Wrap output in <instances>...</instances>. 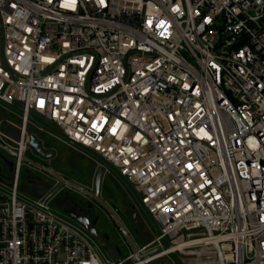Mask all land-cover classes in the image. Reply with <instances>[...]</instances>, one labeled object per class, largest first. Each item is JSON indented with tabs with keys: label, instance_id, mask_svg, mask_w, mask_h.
Here are the masks:
<instances>
[{
	"label": "built area",
	"instance_id": "built-area-1",
	"mask_svg": "<svg viewBox=\"0 0 264 264\" xmlns=\"http://www.w3.org/2000/svg\"><path fill=\"white\" fill-rule=\"evenodd\" d=\"M0 101L22 109L0 264H264V0H0ZM30 114L134 186L161 231L142 261L104 256L55 187L20 197Z\"/></svg>",
	"mask_w": 264,
	"mask_h": 264
},
{
	"label": "rangeland",
	"instance_id": "rangeland-1",
	"mask_svg": "<svg viewBox=\"0 0 264 264\" xmlns=\"http://www.w3.org/2000/svg\"><path fill=\"white\" fill-rule=\"evenodd\" d=\"M21 117L20 105H9L0 101V120L6 118V121L20 125ZM6 121L1 124L2 129L11 136L17 137L18 130ZM41 128L43 130H40ZM27 132L35 135L44 149L50 152V157H45L35 147L30 146L27 150L29 158L47 165L63 177L90 191H96L100 170L102 167L105 168L101 174L99 194L118 215L138 247L146 245L160 234L159 223L146 212L141 204L139 193L128 179L120 175L114 166L87 148L69 144L56 128L36 114H30ZM14 165L15 157L0 149V181L7 186L12 184ZM53 187L56 190L60 187V183L56 179L26 163L22 164L18 183L20 197L38 198L39 195L48 192ZM74 198L85 200L93 205L95 211L91 215L92 222L88 228L91 229L93 226L101 235L109 234L112 237V242L121 247L120 257L124 259L129 254V250L122 240L119 230L114 227L100 206L90 202L80 193L65 187L55 197L52 208L72 222L77 223L79 221L72 216L71 206H81L74 202ZM162 243L165 248L171 245L166 239L162 240ZM152 252H154L153 248L148 250L146 254ZM189 252L191 250H186L184 253L174 252L148 264H197L198 260L207 261V255L198 258L195 254H188ZM207 253L211 254L210 251Z\"/></svg>",
	"mask_w": 264,
	"mask_h": 264
},
{
	"label": "water",
	"instance_id": "water-1",
	"mask_svg": "<svg viewBox=\"0 0 264 264\" xmlns=\"http://www.w3.org/2000/svg\"><path fill=\"white\" fill-rule=\"evenodd\" d=\"M31 146L35 147L37 149V151L42 154L45 157H50V152L46 151V149H44V147L42 146V144L36 139L35 135H32V142H31ZM0 149L6 151L7 153L11 154L12 156L16 157L17 154L12 151L11 149H9L8 147H6L5 145H3L0 142ZM23 162L28 164L30 167L38 169L48 175H50L51 177H53L54 179H56L59 183H60V187L65 186L70 188L71 190L80 193L81 195H83L84 197H87L88 199L93 200L95 203H97L100 207H102L104 209V211L106 212V214L108 215V217H110V219L113 221L114 225L116 226V228L119 230V232L122 235V240L125 242L126 247L128 248L130 254L128 255V257L130 255H132V258L135 262H140L143 260V256L139 253V248L138 246L135 244V242L133 241L132 237L130 236L128 230L126 229V227L124 226V224L122 223V221L120 220V218L118 217V215L113 211V209L107 204V202L101 198L100 194H99V184H100V179H101V174L104 172L105 168L102 167L97 179V187H96V191H90L89 189L81 186L80 184L67 179L65 177H63L61 174L57 173L56 171H54L53 169H51L50 167H48L45 164L39 163L27 156L22 158ZM58 187V188H60ZM58 190V189H57ZM80 223H82L83 225L87 226L88 223L87 222H82V220H80ZM90 231L93 233L94 237L100 241V244L102 245V247H104L108 253V255L115 261L119 262L122 260L127 259L128 257H125L124 259H122L120 257V255H118V252H121V247H118L117 249H114L113 247H109L108 248V243H106V241H104V239L97 233V231L94 228H91Z\"/></svg>",
	"mask_w": 264,
	"mask_h": 264
},
{
	"label": "flooded vegetation",
	"instance_id": "flooded-vegetation-1",
	"mask_svg": "<svg viewBox=\"0 0 264 264\" xmlns=\"http://www.w3.org/2000/svg\"><path fill=\"white\" fill-rule=\"evenodd\" d=\"M63 188H65V186H62L58 189V192L60 193ZM84 197V196H83ZM84 198H87V197H84ZM88 199V198H87ZM90 202L96 204L97 206H99L97 203H95L93 200L91 199H88ZM74 202L78 203L81 207H78V206H71V210H72V216H74L80 223V220H82V222H87L88 225L92 222V213L95 211L94 210V207L93 205H91L90 203H88L87 201L85 200H81V199H77V198H74ZM102 208V207H101ZM103 209V208H102ZM110 219V217H109ZM111 223L114 225L113 221L110 219ZM82 224V223H81ZM88 225L86 226L88 228ZM114 227H116L114 225ZM91 228H94L93 226ZM89 231H90V228H88ZM91 232V231H90ZM98 233V232H97ZM120 233V232H119ZM91 234L93 235V233L91 232ZM103 239L104 241H106V243H108V248L110 247H113L114 249H117L119 246L117 244H115V242L113 243L112 242V237L107 234V235H101L100 233H98ZM121 234V233H120ZM94 236V235H93ZM122 237V235H121ZM98 241V240H97ZM99 245L101 246V248L103 249V251L107 253L106 249L104 247H102V245L100 244V241H98ZM130 254V252H129ZM128 254V255H129ZM118 255H120V252H118ZM128 255L126 257H128Z\"/></svg>",
	"mask_w": 264,
	"mask_h": 264
},
{
	"label": "bare ground",
	"instance_id": "bare-ground-1",
	"mask_svg": "<svg viewBox=\"0 0 264 264\" xmlns=\"http://www.w3.org/2000/svg\"><path fill=\"white\" fill-rule=\"evenodd\" d=\"M197 244L196 242H182L181 240L180 241H177L172 247L170 248H167L165 249L162 254H160L159 256H163V255H167L171 252H174V251H182L183 249H185L184 247H188V246H193ZM189 254H195L196 255V252H190ZM157 256V257H159ZM151 259H149V261H151Z\"/></svg>",
	"mask_w": 264,
	"mask_h": 264
},
{
	"label": "crops",
	"instance_id": "crops-1",
	"mask_svg": "<svg viewBox=\"0 0 264 264\" xmlns=\"http://www.w3.org/2000/svg\"><path fill=\"white\" fill-rule=\"evenodd\" d=\"M7 119L6 118H3V119H1L0 120V122L1 123H3L4 121H6ZM15 124V123H14ZM15 125H17V124H15ZM12 126V125H11ZM16 129V128H15ZM126 227V226H125ZM127 229V228H126ZM102 251H103V249H102ZM104 254V256H106V257H108V255H106V253H103Z\"/></svg>",
	"mask_w": 264,
	"mask_h": 264
}]
</instances>
